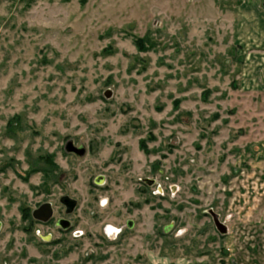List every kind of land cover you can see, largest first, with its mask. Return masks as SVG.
I'll list each match as a JSON object with an SVG mask.
<instances>
[{"label":"rangeland","instance_id":"obj_1","mask_svg":"<svg viewBox=\"0 0 264 264\" xmlns=\"http://www.w3.org/2000/svg\"><path fill=\"white\" fill-rule=\"evenodd\" d=\"M0 264H264V0H0Z\"/></svg>","mask_w":264,"mask_h":264},{"label":"water","instance_id":"obj_2","mask_svg":"<svg viewBox=\"0 0 264 264\" xmlns=\"http://www.w3.org/2000/svg\"><path fill=\"white\" fill-rule=\"evenodd\" d=\"M52 215L53 209L50 204H43L33 212V218L44 223L48 222Z\"/></svg>","mask_w":264,"mask_h":264},{"label":"flooded vegetation","instance_id":"obj_3","mask_svg":"<svg viewBox=\"0 0 264 264\" xmlns=\"http://www.w3.org/2000/svg\"><path fill=\"white\" fill-rule=\"evenodd\" d=\"M34 212V211H33ZM52 217H53V215H52Z\"/></svg>","mask_w":264,"mask_h":264}]
</instances>
